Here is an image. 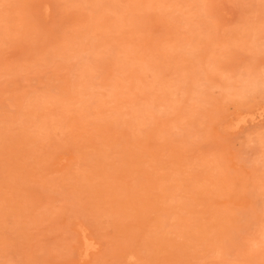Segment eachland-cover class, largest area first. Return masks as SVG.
<instances>
[{
  "label": "rangeland",
  "instance_id": "374dc122",
  "mask_svg": "<svg viewBox=\"0 0 264 264\" xmlns=\"http://www.w3.org/2000/svg\"><path fill=\"white\" fill-rule=\"evenodd\" d=\"M0 264H264V0H0Z\"/></svg>",
  "mask_w": 264,
  "mask_h": 264
},
{
  "label": "bare ground",
  "instance_id": "6f19581e",
  "mask_svg": "<svg viewBox=\"0 0 264 264\" xmlns=\"http://www.w3.org/2000/svg\"><path fill=\"white\" fill-rule=\"evenodd\" d=\"M87 242V241H86ZM90 247V246H89Z\"/></svg>",
  "mask_w": 264,
  "mask_h": 264
}]
</instances>
